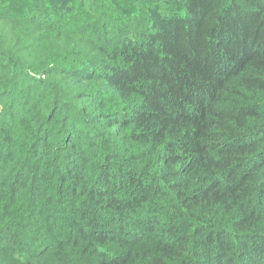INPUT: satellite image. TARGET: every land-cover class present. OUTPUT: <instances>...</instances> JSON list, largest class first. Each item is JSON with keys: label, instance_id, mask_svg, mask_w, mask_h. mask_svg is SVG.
<instances>
[{"label": "trees", "instance_id": "trees-1", "mask_svg": "<svg viewBox=\"0 0 264 264\" xmlns=\"http://www.w3.org/2000/svg\"><path fill=\"white\" fill-rule=\"evenodd\" d=\"M0 2V264H264V0Z\"/></svg>", "mask_w": 264, "mask_h": 264}, {"label": "rangeland", "instance_id": "rangeland-1", "mask_svg": "<svg viewBox=\"0 0 264 264\" xmlns=\"http://www.w3.org/2000/svg\"><path fill=\"white\" fill-rule=\"evenodd\" d=\"M85 0H62V2L59 1V3L64 4L65 5V10L66 12H68L69 14H74L75 12V3L80 4L81 2H83ZM0 2H2V0H0ZM1 107H0V112H1Z\"/></svg>", "mask_w": 264, "mask_h": 264}]
</instances>
